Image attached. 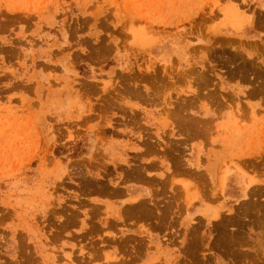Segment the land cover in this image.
<instances>
[{
	"label": "rangeland",
	"instance_id": "1",
	"mask_svg": "<svg viewBox=\"0 0 264 264\" xmlns=\"http://www.w3.org/2000/svg\"><path fill=\"white\" fill-rule=\"evenodd\" d=\"M0 264H264V0H0Z\"/></svg>",
	"mask_w": 264,
	"mask_h": 264
},
{
	"label": "bare ground",
	"instance_id": "2",
	"mask_svg": "<svg viewBox=\"0 0 264 264\" xmlns=\"http://www.w3.org/2000/svg\"><path fill=\"white\" fill-rule=\"evenodd\" d=\"M205 130V129H204Z\"/></svg>",
	"mask_w": 264,
	"mask_h": 264
}]
</instances>
